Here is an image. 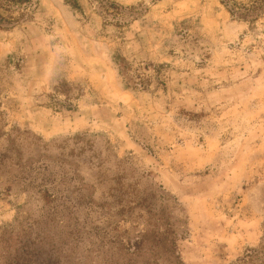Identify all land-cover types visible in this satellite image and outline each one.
Wrapping results in <instances>:
<instances>
[{"label": "rangeland", "instance_id": "374dc122", "mask_svg": "<svg viewBox=\"0 0 264 264\" xmlns=\"http://www.w3.org/2000/svg\"><path fill=\"white\" fill-rule=\"evenodd\" d=\"M76 1L0 29V264H264V16Z\"/></svg>", "mask_w": 264, "mask_h": 264}, {"label": "trees", "instance_id": "16d2710c", "mask_svg": "<svg viewBox=\"0 0 264 264\" xmlns=\"http://www.w3.org/2000/svg\"><path fill=\"white\" fill-rule=\"evenodd\" d=\"M64 1L80 10V6L76 0ZM219 1L230 16L235 19L253 23L264 16V0H252L247 4L237 3L234 0ZM30 5L33 6L32 0H0V29H12L25 23L31 12L30 8L32 6L30 7ZM110 8L113 9L109 10ZM99 9V16L103 21V25L115 28H122L127 25V22L123 20L124 16L132 18L131 20H136L138 15L147 11L144 5L119 8L107 2H101ZM123 13H125L124 16ZM120 70V74L128 87L147 90L152 82L156 87L163 85V82L157 76V78L152 79L138 73V69H132L124 65Z\"/></svg>", "mask_w": 264, "mask_h": 264}]
</instances>
